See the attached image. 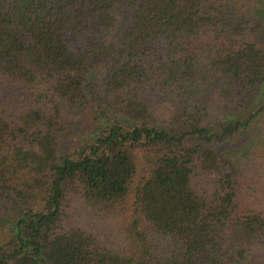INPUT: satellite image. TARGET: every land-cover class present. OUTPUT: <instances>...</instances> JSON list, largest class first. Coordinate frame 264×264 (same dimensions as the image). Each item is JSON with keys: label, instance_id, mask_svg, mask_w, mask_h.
<instances>
[{"label": "trees", "instance_id": "trees-1", "mask_svg": "<svg viewBox=\"0 0 264 264\" xmlns=\"http://www.w3.org/2000/svg\"><path fill=\"white\" fill-rule=\"evenodd\" d=\"M0 264H264V0H0Z\"/></svg>", "mask_w": 264, "mask_h": 264}, {"label": "rangeland", "instance_id": "rangeland-1", "mask_svg": "<svg viewBox=\"0 0 264 264\" xmlns=\"http://www.w3.org/2000/svg\"><path fill=\"white\" fill-rule=\"evenodd\" d=\"M92 116V112L89 111L88 109L84 110V114L82 115L81 118H78L73 124L70 125V127L67 129V134L62 138V145L61 147L67 148L70 143L78 138L77 131H83L86 130L89 125H91V119L89 116Z\"/></svg>", "mask_w": 264, "mask_h": 264}]
</instances>
